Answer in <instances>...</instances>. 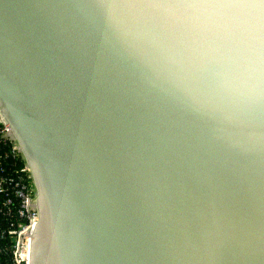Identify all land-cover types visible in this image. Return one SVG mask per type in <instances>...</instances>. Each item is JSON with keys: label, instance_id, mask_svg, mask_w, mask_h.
I'll return each mask as SVG.
<instances>
[{"label": "water", "instance_id": "95a60500", "mask_svg": "<svg viewBox=\"0 0 264 264\" xmlns=\"http://www.w3.org/2000/svg\"><path fill=\"white\" fill-rule=\"evenodd\" d=\"M0 117L28 264H264V0H0Z\"/></svg>", "mask_w": 264, "mask_h": 264}, {"label": "built area", "instance_id": "2783aa9c", "mask_svg": "<svg viewBox=\"0 0 264 264\" xmlns=\"http://www.w3.org/2000/svg\"><path fill=\"white\" fill-rule=\"evenodd\" d=\"M38 218L29 167L0 117V264H28Z\"/></svg>", "mask_w": 264, "mask_h": 264}]
</instances>
